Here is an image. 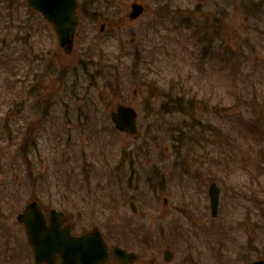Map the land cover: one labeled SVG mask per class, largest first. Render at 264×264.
I'll return each instance as SVG.
<instances>
[{"label": "rangeland", "instance_id": "374dc122", "mask_svg": "<svg viewBox=\"0 0 264 264\" xmlns=\"http://www.w3.org/2000/svg\"><path fill=\"white\" fill-rule=\"evenodd\" d=\"M4 1L0 40L12 44L17 38V43L2 54L18 56L19 37L34 33L35 25L42 34L32 53L47 51L43 58L50 66L54 45L39 15L26 0H12V12ZM80 1L74 52L69 56L58 46L53 62L59 81L56 186L62 191L54 205L71 208L75 219L79 211L83 222L105 225L124 244L147 233L155 239L152 254L163 256L167 247L174 251L169 264H246L264 258V0ZM134 1L146 11L131 20ZM7 63L0 54V115L10 109L5 98L27 94L22 114L32 120L30 100L36 94L28 87L40 69L22 59L12 67ZM150 83L182 97V111L166 112L174 98L156 93L150 100ZM119 103L137 109L139 136L113 125L110 113ZM14 115L12 125L23 124ZM17 147L0 129V186L8 190L0 194L5 208L0 212L10 222L17 221L34 190L22 189L12 177L30 176ZM42 149L45 157L48 151ZM87 165L93 170L92 193L82 186ZM213 181L222 189L215 217L208 194ZM42 189L36 193L45 197ZM11 201L16 208L8 211Z\"/></svg>", "mask_w": 264, "mask_h": 264}, {"label": "flooded vegetation", "instance_id": "af4514ba", "mask_svg": "<svg viewBox=\"0 0 264 264\" xmlns=\"http://www.w3.org/2000/svg\"><path fill=\"white\" fill-rule=\"evenodd\" d=\"M11 1L12 0H6L4 2L6 4L9 2V5H11ZM9 7L10 12H12V5ZM35 13L39 15L41 19L40 23L46 26L47 34L49 33V36L52 38L51 43L52 46L54 45V49L51 52V64L49 66L50 62H47L46 60L48 55L47 51L44 54H38L37 57H35L36 54L32 53V50L36 48L38 40L41 38L42 34L37 33L39 27L35 28V25L33 26L34 33H22V37H19L20 40L18 41L22 43V47L18 56L13 58L10 56L9 51H6V54L4 55L2 54L4 58L7 57L8 63L5 66L12 67V65H10L11 63H16L17 59L20 61L22 59L29 62L27 63L28 67L34 69L32 66H35L40 70L36 72V79H33L32 84L28 87V91L35 92L36 94L35 98L30 100V113L33 115V119L27 120L28 117L22 114L25 112L27 102H29L28 95H10L9 98L3 100L5 104L9 105L10 109L4 110L6 115H0L1 121L3 120L0 129L2 130V135L5 139H9V142L11 143H18L17 150L20 151L23 167L25 170H28L27 167H29L30 176L24 175L23 178L19 174L12 175L17 183H20L22 189L25 190L26 186L34 187L31 197H29L25 205L17 211V217L30 203H36L35 208L40 212L42 218L45 219L44 225L35 231L41 240L44 255H41L43 259L41 260L42 262H38L34 253V248L30 243L29 233L26 226L18 221H6L3 216L5 213L0 212V264H49L47 260H53L56 264H63L65 248L62 244L61 246H55L53 248L48 246L51 245L47 239L49 235L59 236L63 239L67 238V251L69 254L68 264H91L85 259V246H82V244H75L74 240L75 238L83 237L84 234L95 227L100 228L103 233L106 241V253L104 254L101 248H97V253L94 256L92 264L171 263L172 261L166 260L165 252H163V256L152 254L155 239L151 236H145V234L141 237L130 236L126 239L128 244H124L123 240L118 239V236L114 238L113 235L106 230L105 225L103 227L83 222L81 212L79 211L77 212L78 218L75 219L71 208L54 205V198L59 197V195L62 194V191H59L56 186L59 177L58 162L55 163V157L57 156V87L59 81L56 77V70L53 65V62H57L59 42L53 26L41 13ZM25 28L27 27L25 26ZM16 40L17 38L12 41V44H9L8 39L5 37L1 39L0 48L2 47V50L0 51L12 48V45L17 43ZM51 43L49 46H51ZM43 56H46V58H43ZM9 57L12 59L10 62ZM34 57L37 59V62H34ZM12 107L14 109H11ZM0 113L4 114L2 111ZM14 114H17L18 117L23 119V124L17 123V125H12L11 118ZM17 115H14V117H17ZM17 139H20V141L18 142ZM44 147L45 150L48 151L45 153V157L43 156L42 149ZM47 162L50 164L48 165ZM37 165L38 172H35L34 167ZM83 171L84 173L82 174L81 179L82 186H84L89 193H92V178H90L89 175L93 174L91 172L93 170L85 168ZM69 183L70 176L67 177V184ZM38 187L44 188L40 190V192L46 195L45 197L36 193ZM7 191L6 187L0 186V194L6 196ZM9 197L16 198L15 194H11ZM12 208H16L14 201L8 203L7 210H12ZM3 210H5V208L0 206V211ZM53 210L62 212V215L57 214L55 216L54 221L51 220ZM116 225L117 224H115V226ZM118 226L122 227V225ZM117 234L118 233H116V235ZM120 234L121 232L119 231V235ZM129 243L135 245L139 244L141 247L134 246L131 248ZM116 246L124 248L127 252H134V259H132L131 255L116 253ZM167 248H164L163 251ZM161 256L163 257V260L161 259Z\"/></svg>", "mask_w": 264, "mask_h": 264}, {"label": "water", "instance_id": "95a60500", "mask_svg": "<svg viewBox=\"0 0 264 264\" xmlns=\"http://www.w3.org/2000/svg\"><path fill=\"white\" fill-rule=\"evenodd\" d=\"M29 4L42 11L45 16L55 25L56 30L59 35L60 44L65 48L67 52H72L74 48V36L78 26V0H28ZM145 7L139 2H134L131 4V12L129 16L131 19H136L144 12ZM104 28V25L103 27ZM137 112L131 106H126L124 104H119L117 109L112 112V119L116 127L123 132H129L131 134H136L138 132L137 125ZM220 192L221 189L217 183H213L210 186V197L213 215L216 216L220 204ZM131 207L133 211L137 212V207L135 203L131 202ZM37 209L35 204L29 205L23 214L19 216L20 221L24 222L30 232V239L35 247V254L38 259H41V255H44L42 249V243L40 238L35 233L36 229L39 228L40 223L43 221L42 218H37ZM33 216L30 219V216ZM94 235V234H93ZM91 235V236H93ZM102 237V236H101ZM100 237V238H101ZM97 237L94 235L91 239L96 240ZM51 244L59 246L63 243L61 238L53 236L48 240ZM90 242L89 247H100L103 249L104 241L101 238L99 242ZM120 253L127 254L125 250L117 248ZM96 253V252H95ZM133 254V253H130ZM88 259H92L94 252L91 249L87 252ZM166 256L169 259L172 258L173 253L171 250L166 251ZM250 264H264V260L254 261Z\"/></svg>", "mask_w": 264, "mask_h": 264}, {"label": "trees", "instance_id": "16d2710c", "mask_svg": "<svg viewBox=\"0 0 264 264\" xmlns=\"http://www.w3.org/2000/svg\"><path fill=\"white\" fill-rule=\"evenodd\" d=\"M138 59L139 58H137V60H136V62L138 63ZM135 60V59H134ZM149 86H150V89L152 90L151 91V93H150V100L152 99V95H154V94H158V95H163L164 97L166 96V98L168 99V101L170 100V99H173L174 98V106H173V109H168V107L166 108V112H175V111H177V112H179V111H182V109H181V105H182V97H175V95H172L170 92H164V91H161V90H159V88H158V86L157 85H155V84H153V83H150L149 84ZM168 101L167 102H164L163 104H162V107L165 109V107L168 105ZM184 139V138H183Z\"/></svg>", "mask_w": 264, "mask_h": 264}]
</instances>
